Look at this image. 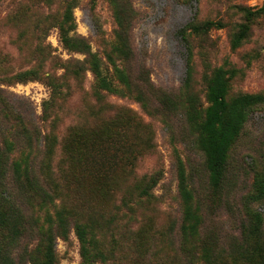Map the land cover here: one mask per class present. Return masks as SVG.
I'll use <instances>...</instances> for the list:
<instances>
[{
    "label": "rangeland",
    "instance_id": "obj_1",
    "mask_svg": "<svg viewBox=\"0 0 264 264\" xmlns=\"http://www.w3.org/2000/svg\"><path fill=\"white\" fill-rule=\"evenodd\" d=\"M15 1L0 0V68L5 71L0 88L8 101L7 106L0 101V264H41L43 238L61 217L67 225L54 231L55 264H264L257 253L260 247L264 254V184L261 191L257 188L264 181V0L42 4L39 21L46 20L40 45L48 46L57 60L46 52L27 54L36 41L12 40L16 29L7 17ZM64 6L74 19L70 35L86 38L112 89L99 86L88 64L82 83L67 73L65 60L84 56L61 43L58 26ZM242 28L245 35L234 45ZM121 70L129 87L120 82ZM217 70L227 85V103L245 97L247 108L228 149L221 187L212 188L202 123L208 85ZM28 71L29 77L12 79ZM65 73L56 85L61 91L54 95L39 77ZM127 110L146 123L142 133L153 147L135 161L133 172L124 170L115 177L113 191L102 203L77 200L74 186L90 185L98 192L101 187L95 180H74L65 137L83 122L109 126L104 119ZM178 163L193 194L185 206L193 217L185 222ZM152 173L150 199L134 194L129 206L122 202L140 176ZM86 208L91 214L80 221L76 213ZM255 213L262 225L257 235L252 219L250 225L247 220ZM244 219L250 234L238 232ZM79 227L85 229L84 243Z\"/></svg>",
    "mask_w": 264,
    "mask_h": 264
},
{
    "label": "trees",
    "instance_id": "obj_2",
    "mask_svg": "<svg viewBox=\"0 0 264 264\" xmlns=\"http://www.w3.org/2000/svg\"><path fill=\"white\" fill-rule=\"evenodd\" d=\"M54 0H19L13 3L14 7L10 11L7 20L11 22L16 33L13 35L12 40L15 43H27L36 41L35 48L25 51L27 54L34 52L36 54H43L46 52V56L52 60L56 59V56L51 55V49L48 46H41L40 41L43 39L45 34V27L41 24V15L38 12L43 9V6H49L50 4H57L58 1ZM44 4V5H42ZM52 18V17H51ZM74 19L72 13L69 10V6L62 8V18L60 20L58 29L60 40L63 46L72 52L83 54V59H67L65 60L67 67V73L72 79L78 83H82L83 73L85 72V64L90 65L92 72L97 78L98 84L103 89H112L111 82L106 76V71L102 69L100 59L96 53L92 52L87 40L83 36L71 34L74 30L73 27ZM210 22L205 23L204 27H208ZM245 35V29L242 28L234 38V45H238ZM20 45V44H19ZM20 49V48H19ZM126 54L125 51H122ZM0 57V63L2 61ZM34 59V58H33ZM0 73H5L3 68H0ZM122 79L121 84L129 87L130 80L127 75L121 70ZM28 76L23 73H15L12 75V79H21L32 75L31 71L26 72ZM65 74L59 76H39L43 79L47 85L51 87L52 94H59L61 87L56 86L59 80L64 79ZM82 81V82H81ZM2 89L0 88V101L7 106L8 101L1 94ZM140 91V89H139ZM86 94V92H84ZM227 85L224 80L223 72L217 70L207 89V101L208 106L205 109L204 121L202 123V149L205 158V165L208 171V179L212 188H220L223 180V174L227 164L228 149L234 138L240 132L245 116V97H239L232 100L230 103L226 101ZM86 110H90L85 105ZM153 108V100L150 106ZM84 116H87V112L84 111ZM104 121L107 125L93 126L86 122L80 123L77 128L69 132L63 142V148L65 151V157L68 161L74 164V180L77 183L84 181L95 180L100 185L101 189H96L90 185H85L81 189V186H74V195L77 200L85 197L91 201L100 204L103 201L104 195H109L113 189L111 188L115 184V177L118 178L121 171L128 170L130 173L135 169V161L145 152H149L152 145V140L143 135V126L146 123L143 119L138 116L133 110H127L126 115L114 114ZM142 126V127H141ZM35 159L33 160V162ZM4 160L0 156V176L2 175V167ZM39 164V160L37 161ZM178 163V190L179 196L184 202V212L182 214V222L193 217L190 208H185L188 203L193 199V194L187 188L186 176L182 165ZM35 164L30 163V168L34 169ZM72 167L70 168V171ZM69 171V170H68ZM70 175V174H69ZM72 175V174H71ZM29 176L28 182L31 181ZM27 180V179H26ZM264 181L259 182L257 188L259 191L263 188ZM153 187V173L149 175H142L137 180L134 190L126 192V196L122 198V202L128 204L134 194L140 196H146L148 199L151 198L150 189ZM249 198H245L243 201V207L248 203ZM91 214V210L86 208L85 213L77 212L76 215L81 221L84 217ZM1 216V214H0ZM258 215L255 213L251 218L247 217L248 223L252 219L253 235L262 233V225L258 219ZM2 218V216H1ZM254 221V223H253ZM67 225V219L61 217L57 221L56 228H50L44 238V254L41 264H55V238L54 231L56 229H63ZM183 235L185 234L186 227L184 226ZM85 229L79 227L77 234L80 240L84 243L85 240ZM239 234L245 232L250 234L251 228L247 226L246 219L240 226ZM264 248V247H263ZM84 249V246H83ZM257 253L261 260L264 259L262 249L259 247Z\"/></svg>",
    "mask_w": 264,
    "mask_h": 264
}]
</instances>
